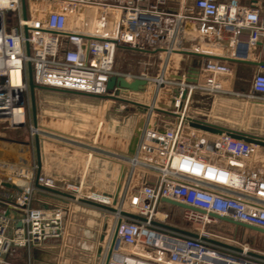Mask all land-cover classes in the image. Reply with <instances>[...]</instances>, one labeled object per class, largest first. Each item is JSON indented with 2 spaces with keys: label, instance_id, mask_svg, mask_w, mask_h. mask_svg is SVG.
Returning <instances> with one entry per match:
<instances>
[{
  "label": "built area",
  "instance_id": "2783aa9c",
  "mask_svg": "<svg viewBox=\"0 0 264 264\" xmlns=\"http://www.w3.org/2000/svg\"><path fill=\"white\" fill-rule=\"evenodd\" d=\"M58 1L118 11L114 36L77 32L68 12L21 18L20 0H0V123L11 128L26 123L28 68L35 90L100 97L107 94L108 79L120 75L112 71L116 50L128 47L143 54L156 49L172 35L168 26L171 20L194 21L201 36L212 41L228 39L233 59L247 58L248 52L264 40V17L256 7H245L234 0H192L195 14L182 15L162 11L159 6L165 5L163 0L155 4L148 0ZM203 53L198 70L212 76L205 87L218 91L216 77L228 75L230 70L212 59L209 51ZM126 77L134 80L138 76ZM180 83L181 93L188 86L184 80ZM251 86L264 100L263 72L253 77ZM174 103L180 105L181 101L176 99ZM175 107L179 122L175 127L161 129L146 123L135 154L116 156L131 168L139 165L154 173V179L145 178L121 201L136 218H119L118 243L111 249L112 236L109 238L106 264H264L245 248L221 246L219 243L225 242L203 231L205 226L219 222L211 215L264 230V175L244 166L257 146L235 140L223 130L213 134L196 129L192 123L197 121L184 116L181 105ZM7 166L17 167L0 162V181L14 186L0 185V264H14L11 256L20 248H37L61 237L64 210L57 206L32 209L36 193L57 201L64 198L52 190L72 196L81 193L80 185L59 188L53 179L37 177L36 164L18 166L11 170L12 174H7ZM162 199L192 208L177 207L184 222L201 228L192 232L196 237L165 228L169 227V215L159 208L168 205ZM158 211L160 218L156 216ZM11 212L14 216H10Z\"/></svg>",
  "mask_w": 264,
  "mask_h": 264
},
{
  "label": "crops",
  "instance_id": "0c3cea01",
  "mask_svg": "<svg viewBox=\"0 0 264 264\" xmlns=\"http://www.w3.org/2000/svg\"><path fill=\"white\" fill-rule=\"evenodd\" d=\"M37 1V9H34L33 7H31V0H24L25 17L35 15L47 16L48 13L54 11L68 12L70 15L73 12L72 6L65 3H55L54 6H51L50 0ZM219 1L229 2L233 0ZM234 1L238 2L240 5L245 7H256L261 17H264V0ZM177 2V0L176 2H170L169 0H166V2L164 3L165 7L163 6V8L170 13H174L177 10L170 6L176 5ZM168 4L171 5L169 6ZM179 11L177 12L180 13ZM186 12H193V14H195L194 10L192 9V6L189 10H184L182 13ZM20 16L21 18H23L22 8ZM15 23V20L11 21L10 25L14 26ZM106 25L108 27H112L114 26V22L107 21ZM99 26L100 25L98 23L97 27ZM168 26L172 30V35L161 46L157 47L154 50H151L152 52L150 53L166 55V60L164 61V68L166 71L168 70V66H171V72L169 73L166 79L170 80V82H168L166 86L168 91L165 93V95L162 92L160 94L158 93L156 103H162L161 101L164 99V97L168 99L167 105L160 104L162 106L157 108L161 111L158 112L157 116L163 114L165 116L173 117V120L168 124V126L165 127H160L159 124L157 125L155 122L154 124L157 127L161 129H169L175 127L179 123L177 117L178 113H176V115H173V113L175 112L171 111V109L175 105L178 107L181 105V112L184 113V116L189 117L190 119H193L197 122H205L213 126L222 127L233 132L243 131L247 133V131H249V127L245 123L242 126L239 124L240 119H247V124L249 122H253V120L256 119L264 120V100H261V97L253 92L251 86L253 77L257 73L264 72L263 67H260L256 64H252L260 62L264 63V40H261L254 48H252L248 52L249 54L247 58L233 59L232 54L230 53V50L228 48V39L219 40L216 42L201 36V34L199 33L198 24L194 21L188 19H183L182 21L171 20ZM185 44H190V46L185 47ZM215 47H217V49ZM207 51L212 54V59L218 61L221 64H225L230 70V73L228 75H218L216 77L215 84L220 87L218 91H212L205 87L207 81L209 79H212V76L210 74L200 72L198 70L201 56L203 57V52ZM183 52L193 53L199 55V57H193L184 54ZM172 55L177 58H171ZM190 67H193L198 71L197 82L185 83L190 90L188 88H185L188 93L186 95L185 100L181 101V93L179 94L180 96H175L174 94L175 90H178V87L181 84L179 83L180 81L175 79V76L180 74L182 76L187 75L188 69ZM146 81L148 85L146 86V91L144 93H129L127 94V97L142 94L144 95L148 93L149 84L153 82L156 83V81L152 79H148ZM159 82L161 83L162 81ZM83 96L87 99L89 98L93 100V104H96L94 105V107L97 109V114L92 116V122L95 124L93 137H89L88 139L84 138L83 140L80 137H77V134H75V132H71L70 129H63L60 125L62 123L61 119H44L41 117L40 124H37L39 125L40 136L38 139L40 150V163L38 162V159L36 157L35 142L33 139H31L33 140L30 144L32 152L34 153V157L32 158L34 159L33 164H36L38 166L39 170H36V173L37 171H39V175L53 179L57 187L61 188L69 184L76 186L80 185V187L83 188L86 192L96 194L86 197L88 200L94 201L96 203H102V201L104 200L108 201V205H112V199L105 196L112 195L114 192L113 190L116 186L117 178L119 176L118 172L120 162H116L113 164L110 163L106 107V100L108 98H95L85 95ZM176 99H180V105L174 103ZM107 101L111 102L113 100L108 99ZM142 105L144 104L142 103ZM254 135L264 138V135ZM118 136L121 139L120 146H123L122 149H118L117 151L119 156L120 151L123 152L126 150L129 141L128 139L130 136L128 137L124 134ZM68 165H70V167H68L67 169L66 166ZM244 166L249 171L259 170L264 175V148L257 147L254 156L247 162H244ZM128 176L129 175L127 174L125 175L124 181L120 188V191L122 192L120 197L121 201H124L126 197H129L136 190V188L140 186L136 183L137 176L132 182L129 181L130 179ZM145 178L148 181H152L150 180L152 179L151 176L144 175L143 181L145 180ZM143 181H141L142 184ZM37 197H39L42 202L46 203L57 201L53 198L44 197L41 194L37 195ZM80 197H84L83 194L80 193ZM118 199L115 203L116 206H118ZM59 201H62L63 203L67 204L66 201L69 200L64 198L59 199ZM42 206L51 207L53 205L50 206V204H42ZM111 215H113V213H111ZM115 219L116 216L113 215V220ZM168 226L170 228L173 227L177 230L183 231L185 233H192L194 231H186L173 224H169ZM71 233V230L65 231L62 233L60 240L46 242L42 246H37V248H20L16 250L15 254L12 256L10 261H12L14 264H58L54 259L58 255L59 249L61 248V250H63V247L58 248L56 246L58 243H60V245L61 243L67 245L66 250L68 251V253H72L73 251L79 252L77 250L78 245L72 244V241H70ZM98 248L99 247L96 248V251L98 250ZM101 248L102 253L100 251L99 254L101 255V259H98L97 256L96 260L92 261L91 264H105L104 255L107 254L108 244L107 246L101 245L99 250H101ZM81 249L87 252L88 246H82ZM86 264H90L89 260L86 262Z\"/></svg>",
  "mask_w": 264,
  "mask_h": 264
},
{
  "label": "rangeland",
  "instance_id": "374dc122",
  "mask_svg": "<svg viewBox=\"0 0 264 264\" xmlns=\"http://www.w3.org/2000/svg\"><path fill=\"white\" fill-rule=\"evenodd\" d=\"M163 1L164 3L166 2V0ZM169 1L176 2V0ZM177 1V4L175 3L176 5L174 6H170L171 4H168L170 7L176 9L177 11L180 10V13H178L177 11H175L174 13L171 12L172 15H182V12L187 9L189 10L193 4L192 0ZM156 2L157 0H148V3L150 4H155ZM159 8L162 11L165 10L163 6H159ZM189 46L190 44H185V47ZM114 56L115 59L112 68L113 73H118L122 76L144 77L145 79L147 78L146 80L152 79L156 81V83L153 82L149 84L148 93L144 95H134L126 98L119 96L121 99L133 103L134 101L138 102L139 104L143 103L144 106H148L150 108H159L162 106L160 104H168V99H166L165 97L161 101L162 103H156L157 94H160L162 92L165 95V93L168 91L166 88L167 83L170 82V80L166 79L171 72V66H168L167 71L164 68L166 55H159L157 53L140 54L138 52H132L121 47L116 50ZM171 58L175 59L177 57L172 55ZM159 81H162V83H160ZM34 92L37 108V124H40L41 117L44 119H61V127L66 130L70 129L71 132H75V134H77V137H80L83 140L84 138L88 139L89 137H93L95 124L92 122V116L97 114V109L94 107V105L96 104H93V100L89 98L87 99L84 96L81 97L78 94H65L51 90L44 91L37 89ZM27 95L29 105L28 111L26 113V123L22 127H17L16 129L0 123V161L2 160L19 167H27V165L33 164L34 160L32 159L34 157V153L32 152V148L30 147V144L32 143L31 141L34 140V138H32L33 134L31 135L33 125L32 112L30 109V93H27ZM107 100L106 107L110 163L113 164L116 162H120L119 165H121L125 164V162L120 161L121 159L115 156H118V149L120 150L123 148V146H120L121 139L118 135L124 134L125 136L129 137L135 126L136 118L140 116V113L138 112L136 106H132L127 102H108ZM174 107L171 109V111L176 113L178 109ZM157 115V111L153 109L149 110L144 114L145 123L154 124L156 122V124H159L160 127H165L168 126V124L173 120V117L171 116H165L163 114L159 116ZM247 122V119H240L239 123L241 126L245 123L249 127V131H247V133L264 135V120L256 119L251 123L249 122L248 124ZM121 154L122 153H120L119 155ZM68 167H70V165L66 166L67 169ZM126 170V174L129 175V181L132 182L137 176L136 183L140 186L142 185L141 181H143L144 175L151 176L152 179L150 180H153L154 178V173L146 170L139 165L134 168L127 166ZM80 192L81 194H83V196L90 194L96 195L95 193L86 192L83 188L80 189ZM121 193L122 192H120L117 205L127 210V208L123 206V202H121L120 200ZM66 202L67 204L59 203V201H52L50 203L42 202V200L37 197L36 193L30 206L32 209H36L42 207V204H50V206H57L64 210V216L62 220V233L65 231H72L70 241H72V244L78 245L77 250L79 252L73 251L72 253H68V251L66 250L67 245H64L62 243L60 245V243H58L56 246L58 248L63 247V250H61V248L59 249V253L54 260L58 264H86V262L89 260L91 264L92 261L96 260L97 256L98 259H101V255L99 254L100 251L102 253V248L101 250L99 249L101 245L107 246V244L109 243V238H111L114 232L113 230L115 228V220H113V215H111L110 212L95 209L89 205L80 203L78 204L72 200ZM160 207L161 209L159 208V210L161 212H165L169 215V219L167 221L168 224H173L186 231H195L197 229L201 230V228L196 225L184 222L180 217L178 208L176 206L168 205ZM10 216H14V214L10 213ZM203 231H206L207 233L217 237L218 239L229 245L235 246L237 248H247V251L249 253L264 256V235L260 233H254L252 231L241 228L237 229L225 222H216L214 224L207 225L205 226ZM101 236L103 237V243L99 242ZM60 238L61 237L55 240H60ZM85 245L88 246L87 252L81 249V247ZM97 247H99V251H96ZM128 250L131 251V249ZM104 256L106 257V255Z\"/></svg>",
  "mask_w": 264,
  "mask_h": 264
},
{
  "label": "water",
  "instance_id": "95a60500",
  "mask_svg": "<svg viewBox=\"0 0 264 264\" xmlns=\"http://www.w3.org/2000/svg\"><path fill=\"white\" fill-rule=\"evenodd\" d=\"M21 1V8H22V14H23V18H25V7H24V0H20ZM88 40H91L88 38ZM26 52L28 53V45H26ZM152 52V51H150ZM150 52H145V53H150ZM184 54H187V55H190V56H193V57H199V55H196V54H193V53H189V52H183ZM181 53V54H183ZM202 57V56H201ZM252 64H256L260 67H263L264 68V63H252ZM27 75H28V92L30 93V109H31V112H32V125L34 128H37L38 125H37V108H36V103H35V89L36 87L34 86L33 84V78H32V75H31V69L28 68V71H27ZM197 76H198V71L193 68V67H190L188 69V74L187 75H184V78L182 76H175V79L178 80V81H182L184 80L185 82L187 83H196L197 82ZM147 85V82L143 79H137L135 78L133 81L131 82H128L126 81V79L124 78V76H121V75H117V76H112L109 78V80L107 81L106 83V90L108 91V95L107 96H102L101 98H110L111 100L113 101H122V102H127L129 104H131L132 106H136L137 107V110L138 112L140 113V116L136 118V121H135V126L132 130V133L129 137V141H128V144H127V147H126V150L125 151H120V153H122L123 155L127 156V157H131L135 154V151L137 149V145L139 143V137H140V134H141V130L143 129L144 125H145V117H144V114L147 113L149 110L153 109L157 112H161L159 109L157 108H150L148 106H144V105H140V104H137V103H131V102H128V101H125L123 99H121L119 97V93L121 90H124V91H128V92H144V88L145 86ZM188 91L186 89H184L182 92H181V101L185 100L186 98V95H187ZM111 94H113V96H111ZM175 96H178L180 94L179 90H175L174 92ZM192 126L196 129H199V130H203V131H207V132H211L213 134H219L221 133V131H226L230 134V137H232L233 139H238V140H242L248 144H251V145H255L257 147H262L264 148V138L263 137H259L257 135H252V134H248V133H245L243 131H236V132H233V131H229L225 128H222V127H215L213 125H210V124H207L205 122H196V123H192ZM38 135L37 134H34V142H35V148H36V157L38 159V162L40 163V159H39V142H38ZM39 170V169H38ZM126 173V166L124 164H121L119 165V176L117 178V182H116V186L114 188V192L112 195H106V197L108 198H111L112 199V206L115 205L116 203V200L119 198L120 196V188L122 186V183L124 181V178H125V174ZM39 175V171H37L36 173V176L38 177ZM6 187H9L8 184H4ZM55 193H57V191H53ZM162 202L169 205V206H176V207H179L181 209H184V210H188V209H192L191 207L189 206H184L180 203H177L173 200H166V199H162ZM84 204H87V205H90L92 207H95V208H98L100 210H106L110 213H114L115 210L114 208H110V207H107V206H100V205H97V204H94L92 202H89V201H83ZM123 217H128V218H132V219H135L136 217L133 216V215H130L128 213H124V212H121L120 213ZM214 219H216L217 221L219 222H225V223H228L230 225H232L233 227L239 229H245V230H249V231H252L254 233H260L262 235H264V230L263 229H260L258 227H252L250 225H247V224H244V223H241V222H235V221H232L230 219H227V218H224V217H218V216H215V215H211ZM120 224V219L119 221H117V223L115 224V229H114V232H113V235H112V240H111V249L113 247L116 246V244L118 243L117 242V233H118V229H119V225ZM19 225H17L18 227ZM165 228L169 229V230H174V231H178L179 233H182L183 235L185 236H192V237H196V235L188 232V233H185L183 231H180V230H177L173 227H167L165 226ZM103 241V237L101 236L100 239H99V242L102 243ZM219 245H223L224 247H227V248H230V249H234L232 246L230 245H227L225 243H219ZM110 249V250H111ZM110 253V252H109ZM109 253L106 255L105 259H106V262L105 264L107 263V261L109 260L108 257H109ZM249 255H252V256H255V257H258L259 259H262L264 260V256L263 255H258V254H252V253H248Z\"/></svg>",
  "mask_w": 264,
  "mask_h": 264
},
{
  "label": "bare ground",
  "instance_id": "6f19581e",
  "mask_svg": "<svg viewBox=\"0 0 264 264\" xmlns=\"http://www.w3.org/2000/svg\"><path fill=\"white\" fill-rule=\"evenodd\" d=\"M37 0H31V7H33L34 9H37ZM55 3H61V4H68V5H70V6H72V8H73V12L71 13V16H72V18H73V23H74V27H75V30L77 31V32H79V33H85V34H89V35H95V36H102V37H105V38H111L112 36H114V31H115V27H116V20H117V18H118V15H119V12L118 11H114V10H110V9H108V8H106V7H101V8H94V7H92V6H87V5H73V4H71V3H69V2H67V1H65V2H62V1H58V0H50V5L51 6H54V4ZM107 21H113L114 22V26H112V27H108L107 25H106V23H107ZM98 23H99V27H97V25H98ZM122 48H125V49H127L126 47H122ZM128 50V49H127ZM122 76V75H121ZM112 77V76H111ZM124 78L126 79V81H128V82H130V81H133V80H131L129 77H126V76H124ZM184 78V77H183ZM135 79V78H134ZM137 79H143V80H145V78L144 77H137ZM109 80V79H108ZM216 80V79H215ZM146 81V80H145ZM147 82V81H146ZM147 85H148V83H147ZM146 85V86H147ZM146 86H145V90H144V92L146 91ZM143 92V93H144ZM129 93H131L132 94V92H128V91H124V90H121L120 91V93H119V96L120 97H127V94H129ZM135 93H137V92H135ZM108 95V91H107V94L106 95H104V96H107ZM111 96H113V94H111ZM100 97H102V96H100ZM100 97H95V98H100ZM108 99H110V98H108ZM131 103H133V102H131ZM134 103H137V102H134ZM137 104H139V103H137ZM141 105V104H140ZM17 116V112L15 113V117ZM32 132H33V135L34 134H37V135H39V125H38V127L37 128H32ZM34 138V137H33ZM38 138H39V136H38ZM39 141V140H38ZM39 153H40V150H39ZM0 162H4V161H0ZM7 163V162H6ZM2 166H6L5 165V163H2ZM8 167V166H7ZM13 167H8V169H7V171H8V173L7 174H12L11 172V170H14V169H18L19 167L17 166V167H15V168H13ZM38 170V169H37ZM2 179V178H1ZM0 179V180H1ZM5 184L6 182H4V181H0V185L1 184ZM6 184H8L9 185V187H7V188H13L14 186L13 185H11L10 183H6ZM15 184H17V183H15ZM25 185V183H23V185L22 186H24ZM24 187H26V186H24ZM54 190H52L51 191V193L53 192ZM56 191V190H55ZM57 194H59L60 196H62V197H64V198H66L67 200H72V201H74V202H76V203H81V204H84L83 203V201H89V202H92V203H94V204H97V205H100V206H107V207H110V208H114V210H115V212L113 213V215H115L116 216V219H115V222H114V225L117 223V221H119V218L121 217H123L120 213L121 212H124V213H128V214H130V215H133V212H129L128 210H126V209H121V208H119V206H116V204L115 205H108L109 203H108V201H102V203H96V202H94V201H91V200H88V199H86V200H83V198L82 197H80V193H78V195H76V196H72V195H70V194H68V193H65V192H60V191H58L57 190ZM84 205H87V204H84ZM90 206V205H89ZM92 207V206H91ZM93 208H95V207H93ZM96 209H98V208H96ZM100 210V209H99ZM104 211H106V210H104ZM106 212H108V211H106ZM134 216V215H133ZM156 216L157 217H161V212L160 211H158L157 213H156ZM120 218V219H121ZM116 226V225H115ZM115 229V228H114ZM114 231V230H113ZM112 240V239H111ZM111 240H110V242H111ZM246 249V248H245ZM247 250V249H246Z\"/></svg>",
  "mask_w": 264,
  "mask_h": 264
}]
</instances>
